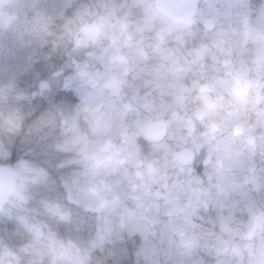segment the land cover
I'll use <instances>...</instances> for the list:
<instances>
[{
    "label": "clouds",
    "instance_id": "9594fccd",
    "mask_svg": "<svg viewBox=\"0 0 264 264\" xmlns=\"http://www.w3.org/2000/svg\"><path fill=\"white\" fill-rule=\"evenodd\" d=\"M0 264H264V0H0Z\"/></svg>",
    "mask_w": 264,
    "mask_h": 264
}]
</instances>
